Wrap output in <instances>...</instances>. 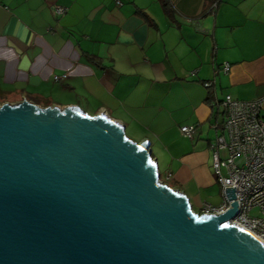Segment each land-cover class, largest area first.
I'll use <instances>...</instances> for the list:
<instances>
[{
	"label": "crops",
	"instance_id": "1",
	"mask_svg": "<svg viewBox=\"0 0 264 264\" xmlns=\"http://www.w3.org/2000/svg\"><path fill=\"white\" fill-rule=\"evenodd\" d=\"M119 1L0 0V107L24 99L105 114L149 142L158 172L161 163L196 214L219 208L215 104L261 101L264 120V0Z\"/></svg>",
	"mask_w": 264,
	"mask_h": 264
},
{
	"label": "water",
	"instance_id": "2",
	"mask_svg": "<svg viewBox=\"0 0 264 264\" xmlns=\"http://www.w3.org/2000/svg\"><path fill=\"white\" fill-rule=\"evenodd\" d=\"M237 211L196 214L105 114L0 107V264H264Z\"/></svg>",
	"mask_w": 264,
	"mask_h": 264
},
{
	"label": "built area",
	"instance_id": "3",
	"mask_svg": "<svg viewBox=\"0 0 264 264\" xmlns=\"http://www.w3.org/2000/svg\"><path fill=\"white\" fill-rule=\"evenodd\" d=\"M121 6L119 0H115ZM215 5V4H214ZM54 16H62L65 8L53 6ZM223 71H229L225 65ZM65 77H54L55 82ZM210 87L211 84H205ZM220 111L218 124L212 125L216 137L211 144L213 174L221 191L223 203L219 208L206 206L201 214L219 215L237 201V215L231 224L245 228L264 241V120L260 116L261 101L243 102L224 97L215 104ZM194 126L180 128L183 137L192 140ZM230 201L225 189L234 190ZM256 210L257 214L251 213Z\"/></svg>",
	"mask_w": 264,
	"mask_h": 264
},
{
	"label": "rangeland",
	"instance_id": "4",
	"mask_svg": "<svg viewBox=\"0 0 264 264\" xmlns=\"http://www.w3.org/2000/svg\"><path fill=\"white\" fill-rule=\"evenodd\" d=\"M126 136H127L129 139L132 140V137H131L128 133H126ZM213 137H214V134H213ZM159 174H160L161 181L164 182V183L168 186L169 184H168V182L165 180V179H166V174H165V172H164V168H163V166H162L161 163H159ZM168 187H169V186H168ZM256 214H257V211H256V210H254V211L251 213L252 216H254V215H256Z\"/></svg>",
	"mask_w": 264,
	"mask_h": 264
},
{
	"label": "bare ground",
	"instance_id": "5",
	"mask_svg": "<svg viewBox=\"0 0 264 264\" xmlns=\"http://www.w3.org/2000/svg\"><path fill=\"white\" fill-rule=\"evenodd\" d=\"M236 226H237V225H236ZM238 227H240V226H238ZM243 229H244L245 232H247L248 234H251V235L255 236L258 240H260L262 243H264V241H263L261 238H259L258 236H256L255 234H253V233L247 231L245 228H242V230H243Z\"/></svg>",
	"mask_w": 264,
	"mask_h": 264
},
{
	"label": "trees",
	"instance_id": "6",
	"mask_svg": "<svg viewBox=\"0 0 264 264\" xmlns=\"http://www.w3.org/2000/svg\"><path fill=\"white\" fill-rule=\"evenodd\" d=\"M163 4H164V6H165V1L163 0ZM166 7V6H165Z\"/></svg>",
	"mask_w": 264,
	"mask_h": 264
},
{
	"label": "clouds",
	"instance_id": "7",
	"mask_svg": "<svg viewBox=\"0 0 264 264\" xmlns=\"http://www.w3.org/2000/svg\"><path fill=\"white\" fill-rule=\"evenodd\" d=\"M161 179V178H160ZM164 183V182H163ZM165 184V183H164Z\"/></svg>",
	"mask_w": 264,
	"mask_h": 264
}]
</instances>
